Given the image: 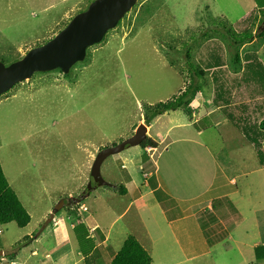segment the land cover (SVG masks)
<instances>
[{"label":"rangeland","instance_id":"1","mask_svg":"<svg viewBox=\"0 0 264 264\" xmlns=\"http://www.w3.org/2000/svg\"><path fill=\"white\" fill-rule=\"evenodd\" d=\"M92 1L0 0V62L8 66L21 60L56 36ZM261 27L264 0H136L117 26L87 49L84 60L68 73H35L0 96V165L31 218L25 230L13 223L0 225V251L18 252L34 242L32 237L42 238L45 251L55 250L54 221L47 220L61 201L70 199L71 205L59 206L54 216H68L74 222L85 213L88 228L75 225L72 231L84 252L90 248L84 233L95 223L106 235L118 218L117 232L110 236L113 249L114 243L120 245L118 230L132 236L130 229L139 214L141 230L149 237L148 243L141 240V244L148 248L152 264H264L232 240L223 243L229 250L222 245L205 247L213 231L201 233L187 221L185 230L171 226L184 245L186 232L196 233L191 248L184 246L181 251L168 224L180 215V198L203 193L212 181L210 161L205 159V152L211 150L202 148L203 143L226 140L220 132L227 126L247 127L254 131V144L264 156V133L258 129L264 120V37H257ZM228 31L253 37L236 45ZM194 72L202 75L195 79ZM192 80L200 89L187 109L166 112L145 124L150 114L143 106L172 99ZM140 126L157 147L134 145L107 157L100 176L110 186H99L83 198L99 153L121 145ZM218 131L220 137L213 134ZM183 139L190 143L183 144ZM198 153L204 157L201 166ZM151 174L153 186L147 182ZM156 179L161 180V191H156L160 184ZM129 181L133 187L125 198L118 189ZM141 203L146 206L136 210ZM215 205L213 222L207 224L234 215L224 202ZM197 218L204 224L208 216ZM216 230L220 232L219 227ZM27 232L34 234L26 236ZM23 238L29 240L21 247ZM31 250V246L23 250L20 259L25 260ZM42 255L34 264H41ZM6 263L7 258L0 264Z\"/></svg>","mask_w":264,"mask_h":264},{"label":"crops","instance_id":"2","mask_svg":"<svg viewBox=\"0 0 264 264\" xmlns=\"http://www.w3.org/2000/svg\"><path fill=\"white\" fill-rule=\"evenodd\" d=\"M223 131L225 132H220L222 133L221 138L224 136L226 137V140L223 138L221 142L217 143L216 138V143H211L212 140L209 139L211 141L210 143H205L206 145H204L202 142L203 145H201L202 148L206 149V147H210L211 150V153L205 152V159L210 161V167L208 170L210 176H212V181L209 183L208 187L203 193L194 194V196L191 194V196L188 195L187 198L184 199L180 198V201H178L182 205L181 208H179L180 215L176 217L177 219L173 218L168 224L172 230L173 228L171 226H180L181 229L185 230L184 226L186 227L187 221L188 224L192 223V226L198 229V231L201 233L203 230L213 231V234L209 236L210 239L204 242L203 245L205 247L222 245L225 250H229V248L223 246V243L225 240H232L237 244L238 247H246L250 249L251 252L253 251L255 259V249L263 248L261 252L263 255L260 258H262L261 260H264V156L262 155L260 146L254 144L255 134L251 128H234L233 126H227V128H225ZM213 134H215L217 137H220L219 131L218 133L215 132ZM178 141L179 139L174 141L172 140L170 143L173 145V142ZM263 141L264 138H262L261 146ZM180 142H183V144L190 143L185 141V139ZM163 149L166 150V148ZM198 157L200 166L202 163L205 164V162H202L201 160L204 158L202 154L199 155L198 153ZM123 165L124 164L121 165V168L122 170H125L126 168H124ZM152 177L153 176L151 174V177L148 178L147 182L149 186H153L154 184H150V182H153ZM156 180H158L160 183L156 191H161V188H163L161 180ZM132 183V181H129L125 185L126 188L123 187L124 191L122 193V197L126 198V195L124 196V194L129 191L130 187H133ZM231 187L234 189H231ZM162 196L163 195H160L161 203L164 201ZM202 197L208 198L202 199ZM219 201L224 202L226 207L231 208L234 211V215L230 216L227 214L228 219H221L222 223L219 221V223L216 224H207L209 222H213V216H215L216 209L215 204H217ZM222 205L223 204L221 203L218 204V206ZM145 206V203H141L140 205L138 204L136 210H142ZM128 207L129 206H126V210ZM174 210H177L176 206L174 207ZM79 211H81V209ZM84 214L85 213H81L75 217L74 222L72 219H69L68 216H60V218L58 216H54V222L51 223V234H53L55 250L45 251V249L42 247V238L32 237V239H34V242H30L32 250L30 255L26 257L25 260H21L20 258L23 257L20 255L23 250L30 247L29 245L18 252L8 251L5 253L3 250L0 251V263L4 262L5 258H7L8 263L6 264H34L36 257H39L43 254L41 257V259H43L41 264H44L45 261L52 262V264H96L92 263L91 261H101V264H110L111 260L121 247L120 241H124L129 235H127V233H122L124 229L118 230L121 232L120 235L122 237L119 238V247L116 246L117 243H114L113 249H115V251L113 252V249H111L110 246V236L112 234L115 235L117 232L114 231V227H116L118 218H115L111 224L112 228L110 229L112 232L106 235L103 234L102 230L96 228L98 224L95 223L90 227L88 234L84 233V236L87 241H89L90 245L89 250L85 249L84 252L79 246V241L77 243L75 235L72 233L75 225L78 226L82 224L83 226L87 227ZM199 215L208 216V219L205 220L204 224L195 221L198 219L197 216L199 217ZM218 216L219 215H216V217ZM88 217L91 219L92 214H89ZM136 217L138 220L135 221L139 225L136 224V226H133L134 228L130 229L132 230L130 234L134 238L141 234V239H138L140 243H138L141 244V240H143L142 244L148 243L149 237L147 232L141 230L142 221L139 214H137ZM30 223L25 228H23V230L27 229ZM217 227L220 228V232L218 233H216ZM174 232V242L178 244L181 251H183L185 248L184 246H186V248H191V243L196 239V233H194V230H191V232H186L188 235V240L187 242L185 241L186 245L180 242V238L178 237L179 235L176 234V231ZM221 232H225L227 235L221 237ZM33 234L34 232H27L26 236H33ZM115 237L117 238V236ZM209 241L211 242L210 245L212 246L209 245ZM142 244L141 247L147 251L148 248L146 249V245ZM110 258L112 259L110 260Z\"/></svg>","mask_w":264,"mask_h":264},{"label":"water","instance_id":"3","mask_svg":"<svg viewBox=\"0 0 264 264\" xmlns=\"http://www.w3.org/2000/svg\"><path fill=\"white\" fill-rule=\"evenodd\" d=\"M136 0H93L85 11L75 15L67 26L43 45L28 51L25 56L8 66L0 62V96L15 85L29 79L35 73L59 70L66 74L75 64L84 60L86 51L99 44L108 31L114 29L134 6ZM140 126L135 135L112 150L102 151L94 160L90 179L82 197L99 186H110L100 176V167L107 157L134 145H140L145 137ZM81 198V199H83ZM71 205V200L61 201L51 212L47 223L59 210V206Z\"/></svg>","mask_w":264,"mask_h":264},{"label":"trees","instance_id":"4","mask_svg":"<svg viewBox=\"0 0 264 264\" xmlns=\"http://www.w3.org/2000/svg\"><path fill=\"white\" fill-rule=\"evenodd\" d=\"M223 27V26H222ZM227 36L234 42L236 45H241L245 42H249L253 35L244 32L243 34L235 35L233 32H227ZM257 37H264V27L258 31ZM234 62L239 63V56L236 54L234 57ZM202 75L201 72L193 73V78L197 79ZM200 85L198 82L192 80L189 85L180 92L177 96L166 102H159L155 105H145L143 109L146 113L150 114L144 118L146 125H149L153 118L161 116L169 111H176L182 107L186 109L194 100L196 94L199 92ZM259 130L264 133V120L259 122ZM146 145H153L152 147H157L150 138L144 137L140 142V146L144 147ZM264 153V142L262 147ZM119 193H123L124 189L119 188ZM15 224L17 228L23 229L30 223V216L27 211L24 209L22 204L19 202L18 197L15 192L9 186L4 173L0 165V225ZM29 239L23 238V241L20 246H25L26 241ZM263 248H256L255 255L257 260L262 258ZM264 259V258H263ZM110 264H152V260L148 253L141 247V245L136 241L132 236H128L122 243L119 251L111 260Z\"/></svg>","mask_w":264,"mask_h":264},{"label":"clouds","instance_id":"5","mask_svg":"<svg viewBox=\"0 0 264 264\" xmlns=\"http://www.w3.org/2000/svg\"><path fill=\"white\" fill-rule=\"evenodd\" d=\"M1 233V232H0Z\"/></svg>","mask_w":264,"mask_h":264}]
</instances>
